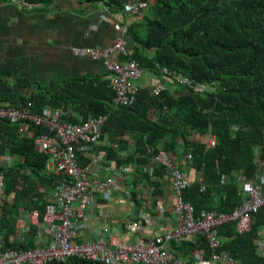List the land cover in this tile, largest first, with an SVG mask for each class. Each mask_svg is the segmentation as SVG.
<instances>
[{"label": "trees", "instance_id": "1", "mask_svg": "<svg viewBox=\"0 0 264 264\" xmlns=\"http://www.w3.org/2000/svg\"><path fill=\"white\" fill-rule=\"evenodd\" d=\"M52 1L23 0L41 7ZM75 1L97 7L107 2L112 5L110 11L122 10L130 2ZM150 7L149 17L127 28L134 45L133 58L144 72L161 77L160 70L166 69L170 74L189 79L192 87H204L203 92L174 86L173 93L166 91L155 98L151 89L143 85L132 107L113 110L110 74L109 79L103 76L65 79L50 89L39 88L27 96L21 91L31 86L29 81L19 79L9 84L0 77V104L31 102L32 109L38 112L46 107H68L83 120L89 115L108 114L102 132L108 142L119 147L118 151L105 150L108 162L115 161L119 166L117 155L134 142L136 160L130 157L123 163L136 164V173L146 177L140 167L151 165L152 157L160 150L176 157L191 155L192 161L187 166L200 174L202 182L193 183L182 193L184 201L193 206L196 215L201 211L229 214L240 205L241 198L232 179L220 185L222 177L242 170L251 178L258 171V162L264 161V0H155ZM30 129L33 133L45 131ZM208 134L216 140L214 149L206 150L203 139ZM4 154L18 157L20 162L0 167L6 196L0 216V243L5 248H34L35 227H31V237L25 243L11 238L16 234L22 210L43 212L44 196L38 185L51 182L44 172L47 157L34 150L32 138L19 136L17 126L0 121V156ZM154 169V177L166 172L162 167ZM263 221L261 210L248 234H235L233 225L218 229L219 236L226 240L224 250L238 264H264L254 245ZM175 250L187 258V264L191 251L209 254L200 238ZM49 264L95 263L72 258Z\"/></svg>", "mask_w": 264, "mask_h": 264}, {"label": "built area", "instance_id": "2", "mask_svg": "<svg viewBox=\"0 0 264 264\" xmlns=\"http://www.w3.org/2000/svg\"><path fill=\"white\" fill-rule=\"evenodd\" d=\"M147 8L145 0H130L124 11L126 14H140ZM127 28L115 25L120 35L106 48L73 47L70 50L75 57L101 62L110 74L113 91L110 109L113 110L130 108L135 104L138 84L145 77L144 70L133 58L124 40ZM160 73L174 86L188 87L195 92L204 91V87H192L189 79L170 74L166 69L162 68ZM164 92L166 87L163 84H153V97L160 98ZM32 106L31 102L23 105L0 104V121L17 126L20 137L33 139L34 150L47 157L44 172L51 182L46 186L38 185L44 196L43 212L22 210L16 222L20 243L31 237V227L37 228V237L34 238L36 247L14 249L5 248L4 243H0V264H49L72 258L95 264H187L188 261L174 251L173 244L179 246L198 238L204 240L209 254L206 256L200 250L191 251L190 264H238L224 250L226 240L219 236L218 229L233 225L235 234L240 236L252 231L256 215L264 210V161L258 162V171L251 178L242 170L222 177L220 185L224 186L232 179L241 198L240 205L231 213L201 211L196 215L193 206L185 202L182 195L193 183L180 168L190 164L192 156H183L182 161L177 163L174 156L160 150L152 155L151 165L144 167L143 171L151 175L155 167H162L170 178L176 198L175 229L147 241L132 243L114 237L105 241L81 240L76 225L85 219L87 209L95 206L98 195L105 202L111 201L122 179L117 168H109L105 153L99 150L102 144L111 150H119L118 145L108 142L102 132L108 114L89 115L83 120L68 107H46L38 112ZM31 127L45 131L33 133ZM235 129L233 127L232 131ZM203 140L206 150L216 147L212 135L208 134ZM102 171L117 172V175L102 177ZM196 182H202L200 174ZM5 200V178L0 172V216ZM138 228L137 223L130 224L128 234L135 236ZM254 245L258 256L264 259V221L257 231Z\"/></svg>", "mask_w": 264, "mask_h": 264}, {"label": "crops", "instance_id": "3", "mask_svg": "<svg viewBox=\"0 0 264 264\" xmlns=\"http://www.w3.org/2000/svg\"><path fill=\"white\" fill-rule=\"evenodd\" d=\"M154 1L148 0V8L140 14H126L124 9L110 11L104 6L80 4L75 0H53L46 7L28 5L20 0H0V77L9 84L19 79L29 81L31 86L21 91L23 96L39 88L50 89L69 78L103 76L107 79L109 73L101 62L75 57L71 54V48L110 46L120 35L115 25L130 27L143 22L151 15L150 6ZM124 40L132 52V40L128 35ZM158 82L166 87L167 92H174L175 87L170 81L151 73L138 85L152 89L153 84ZM17 104L23 105L20 101ZM107 149L104 144L99 147L103 153ZM133 155L134 142H131L126 151L117 155L119 166L115 161L106 162L109 168L119 170L122 179L111 201L105 202L98 195L95 206L87 209L85 219L76 225L81 240L105 241L114 237L132 243L147 241L175 229L176 198L170 178L166 172L158 177H154V171L151 175L144 173L143 168L150 164L140 167L147 178L138 175L136 164L123 163L130 157L135 161ZM174 158L177 163L182 161L181 156ZM18 162V157L9 154L0 156V167L8 168ZM180 168L192 183L197 181L198 173L186 165ZM95 169L99 171L98 167ZM113 174L117 175V172H101L102 177ZM132 223L139 226L135 236L127 231ZM11 240L20 243L17 228ZM176 247L173 244L175 252ZM180 255L187 261L183 254Z\"/></svg>", "mask_w": 264, "mask_h": 264}, {"label": "water", "instance_id": "4", "mask_svg": "<svg viewBox=\"0 0 264 264\" xmlns=\"http://www.w3.org/2000/svg\"><path fill=\"white\" fill-rule=\"evenodd\" d=\"M20 1L23 2V0H20ZM102 5L107 7V8H111L112 7V5L110 3H107V2L102 3Z\"/></svg>", "mask_w": 264, "mask_h": 264}, {"label": "rangeland", "instance_id": "5", "mask_svg": "<svg viewBox=\"0 0 264 264\" xmlns=\"http://www.w3.org/2000/svg\"><path fill=\"white\" fill-rule=\"evenodd\" d=\"M142 35H144V32L142 31ZM149 72H146L144 76H148Z\"/></svg>", "mask_w": 264, "mask_h": 264}]
</instances>
